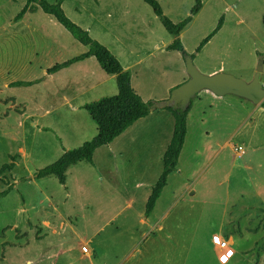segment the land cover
<instances>
[{
  "label": "rangeland",
  "instance_id": "374dc122",
  "mask_svg": "<svg viewBox=\"0 0 264 264\" xmlns=\"http://www.w3.org/2000/svg\"><path fill=\"white\" fill-rule=\"evenodd\" d=\"M61 1L70 20L89 31L121 64H132L136 53L147 58L154 70L137 65L130 72L144 95L151 96L148 101L164 95L169 85L180 86L189 79L185 57L166 47L174 38L143 0ZM157 1L174 23L189 16L196 3ZM25 2L0 0V168L11 162V156L20 155L15 169L2 176L12 190L0 199V264H221L214 244L220 235L233 241L236 250L226 264H264V114L253 112L254 130L250 124L240 128L246 108L235 96L227 95L208 122L203 116L207 104H196L202 95L194 98L177 170L149 218L142 192L150 194L160 174L141 167H134L133 177L119 170L114 173L122 160L113 151L117 145L98 149L93 165L83 162L72 167L66 185L55 176L35 178L66 150L92 140L96 125L78 105L115 95L117 83L107 80L95 58L48 74L56 64L89 47L37 4L31 18L37 24L46 17L53 20L56 27L50 26L46 33L50 39L46 30L30 34L27 23L13 25ZM202 5L181 33L184 49L196 55L195 65L204 74L220 71L251 81L259 56H264V0H202ZM222 17V29L196 53ZM87 76L96 86L81 92L82 78ZM13 81L39 82L9 87ZM172 132L168 125L162 135L166 138ZM142 134L137 129L127 147L140 152L152 144L148 154L159 152L163 140L152 135L142 139ZM227 141L231 146L224 147ZM241 146L243 155L238 154L243 152ZM113 176L143 182L135 203L128 205L127 196L114 194ZM2 180L0 192L7 188Z\"/></svg>",
  "mask_w": 264,
  "mask_h": 264
},
{
  "label": "trees",
  "instance_id": "16d2710c",
  "mask_svg": "<svg viewBox=\"0 0 264 264\" xmlns=\"http://www.w3.org/2000/svg\"><path fill=\"white\" fill-rule=\"evenodd\" d=\"M143 1L152 8L155 15L161 20L166 31L174 38L173 43L170 44L167 49L179 51L183 57L189 55L184 49L180 36L181 33L193 22L195 16L201 11L203 7L202 0H195L196 3L191 9L189 16L178 23H174L164 14L162 7L157 0ZM36 4L39 5L44 13L53 16L56 21L68 30L77 41L82 45L89 47L87 52L75 56L63 63L56 64L48 70V74L57 73L77 62L90 57H95L104 72L116 77L118 93L114 96L104 97L96 102L87 103L83 106V109L89 113L90 117L97 125V135L92 140L85 142L78 148L66 150L56 162L38 170L35 173V178L39 180L55 176L61 185H66L67 172L71 167L84 161L93 165L94 153L97 149L111 144L135 122L146 118L151 112L155 110H167L172 113L175 119L174 133L171 143L163 157V171L158 181L153 186L152 193L147 201L145 217L149 218L154 212L164 188L167 186L169 175L177 170L179 158L188 134L187 119L191 112L194 99L191 101L185 112L175 109L172 106H165V101L162 100L144 101L132 87V73L123 67L118 58L113 55L106 46L93 39L90 36L89 31L70 20L62 8L61 0L56 3H49L47 0H26L25 6L15 17V21L21 20L28 12H35ZM223 25L224 18L222 17L217 27L202 40L196 49V53L202 51L213 37L219 33ZM191 56L194 59L196 57L195 54H192ZM38 82L16 81L10 83L9 87L32 86ZM261 107L264 108V101L261 104ZM19 156V154L11 156V162L4 164L0 168V180H2V176L6 172H12L15 169L16 159ZM2 181L6 184L7 188L0 192V199L6 197L12 190V185L10 183H6L4 180Z\"/></svg>",
  "mask_w": 264,
  "mask_h": 264
},
{
  "label": "crops",
  "instance_id": "0c3cea01",
  "mask_svg": "<svg viewBox=\"0 0 264 264\" xmlns=\"http://www.w3.org/2000/svg\"><path fill=\"white\" fill-rule=\"evenodd\" d=\"M37 10H38V8H37ZM34 13H37V11L33 12V13L32 12L26 13L25 16L21 20H18V21H14V18L16 17V16H14V18L12 19V22H14L13 25L18 26V24L24 25L25 23H27V29H28L30 34H33L35 32H41V31L44 32V30H46L45 34L46 33L49 34L50 33V29H49L50 26L56 27L54 25L53 20L50 17L44 18L43 22L40 24L35 23L31 18L34 16ZM51 17H53V16H51ZM46 37H49V36H47V34H46ZM49 39H50V37H49ZM142 40L143 39H140L139 42ZM0 41H3V40L1 39ZM55 42L57 44H59V46H60L59 48L62 49L61 40L56 39ZM168 46L169 45H167L166 47H168ZM171 51H176V50H171ZM91 58H95V57H90L88 59H91ZM134 58H135V61L132 64L131 63H127V64L122 63V64H124L123 66L126 70L130 71V70H132V68H134L137 65H145L146 69L151 70V71L155 69L152 64L150 65V63L147 60H145L147 58H141L138 53H136V57H134ZM88 59H85V60L77 62V63L86 62V60H88ZM1 61H2V59L0 60V62ZM77 63H75V64H77ZM61 71H63V69ZM216 72L217 71H214L212 74H214ZM106 75H107V80H110V81L116 80V77L114 75H109L107 73H106ZM45 77H46V79H44V81H43L44 83L46 82L45 80H47L49 78V76L46 75ZM135 80H136V76L134 77V75L132 74L131 83H132L133 89L135 90V92L137 94H139L142 97V99L144 101H148L151 96L146 97V95H144L143 89L138 85L137 81H135ZM178 84H179V82L173 83V84L169 85L168 87H166L164 95H162L161 97H158L156 99L157 100H167L169 98V95H170L169 93L171 92L172 88H175L176 86H178ZM6 85L8 87V83H6ZM94 86H96V85H95V83L92 82L91 77H89V76L84 77V78H82V85L80 86V91L81 92L89 91ZM114 92H115V95L118 93V86H117V89L115 88ZM199 94L202 96H198ZM199 94L197 95L198 100L196 101V104L197 105H199L201 103L207 104L208 109H205L203 116H204V122H208V120L211 117H213L214 114H216V112H215L216 109H219L221 107V105H224L226 103L225 99L228 96L220 97V96L215 95L214 93H212L209 90H203ZM229 96H235V95H229ZM235 97L237 99H239L240 105L243 108H246V114L241 119L239 127L241 128L242 126H245V125L248 126L250 124L249 127L251 126V130H254V124H256V119L251 118V116H252L253 112H256V111H260L261 113L264 114V108H262L261 105H255L252 102H250L249 100H246L244 98H241L238 96H235ZM84 105H85V103H82L78 106L82 107V109H83ZM251 105H253V106H251ZM72 106H74V105H72ZM251 107H253V108H251ZM75 110H77V109L75 108ZM206 110H208V111H206ZM190 115H191V112L188 115L187 125H188V120H189ZM217 116L219 117V115H217ZM168 125L173 126V132L168 137L165 138V136L163 137L162 132L165 133V129ZM174 126H175V119H174L172 113H170L167 110H155V111L151 112L150 115H148L146 118L140 119L137 122H135L122 135L117 137L111 144L107 145L109 147V149H111L117 145L116 150H113V151L117 154V157L122 158L120 163H117V166L121 169H115V170L113 169L114 173H116L117 170H119L120 172H124L127 175V177H133L135 174H137V168H134V167H141V168H145L146 172L155 170L157 172V174L161 175V173L163 171V157L167 151L169 144L171 143L172 136L174 133ZM256 126L257 125H255V127ZM134 127H137V128L134 129ZM139 128H141L143 131V134L141 135L142 139H145L147 137V135H152L154 137V139L158 142H159V140H163L162 141V148L159 150V152L156 151L153 154H148V152H150L154 148V145H152V144L149 145L148 149L145 148L140 152H134L133 148L127 147V140L129 139L131 142V139L135 138L133 133ZM94 129L95 130L93 131V133L96 136L98 133L97 125H96V128L94 127ZM251 137H249L250 138L249 140L254 139L253 136H251ZM229 141H227L225 143L224 147L231 146V143ZM103 147H105V146H103ZM232 147H234V146H232ZM242 151H243L242 153L239 152L238 154L243 155L245 153L243 148H242ZM95 153H94V155H95ZM114 156H115V154H112V157H110V159L113 160L115 158ZM84 162H86V161H84ZM81 163H83V162H81ZM112 166H114V162H113ZM160 175H159V177H160ZM157 177L153 182L156 183L158 181L159 177H158V179H157ZM114 180H121L122 182L118 181V183H116V181H114ZM111 183H112L111 189L115 195H118L121 197L127 196L126 198L129 200L128 205H130L131 203H135V200H134L135 197L134 196H140L141 191L145 187V186H143V182H141V180H139V179H137L136 181H134V180L133 181L132 180L125 181V176H122V179L114 178V176H113ZM66 184H67V180H66ZM151 193H152V189H151ZM151 193L149 194V190H148V193H147V191L145 193H144V191L142 192V194H144V197L146 198L147 201H148V198L150 197ZM69 196H70V192H69ZM231 244H233V241H231Z\"/></svg>",
  "mask_w": 264,
  "mask_h": 264
},
{
  "label": "water",
  "instance_id": "95a60500",
  "mask_svg": "<svg viewBox=\"0 0 264 264\" xmlns=\"http://www.w3.org/2000/svg\"><path fill=\"white\" fill-rule=\"evenodd\" d=\"M185 64L189 79L172 91L170 98L165 101V106H172L185 112L191 101L203 90H209L220 97L235 95L249 100L255 105H261L264 101L263 55L259 56L256 73L251 81H246L225 72L211 75L204 74L196 67L194 58L191 55L185 56Z\"/></svg>",
  "mask_w": 264,
  "mask_h": 264
},
{
  "label": "built area",
  "instance_id": "2783aa9c",
  "mask_svg": "<svg viewBox=\"0 0 264 264\" xmlns=\"http://www.w3.org/2000/svg\"><path fill=\"white\" fill-rule=\"evenodd\" d=\"M242 151V147H239ZM214 244L216 245L215 252L221 264H226L236 253L230 240L224 238L222 235L216 237ZM84 253L89 254L88 247L83 248Z\"/></svg>",
  "mask_w": 264,
  "mask_h": 264
}]
</instances>
